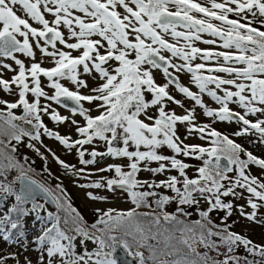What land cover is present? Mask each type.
Returning <instances> with one entry per match:
<instances>
[{
	"label": "snow or ice",
	"instance_id": "1",
	"mask_svg": "<svg viewBox=\"0 0 264 264\" xmlns=\"http://www.w3.org/2000/svg\"><path fill=\"white\" fill-rule=\"evenodd\" d=\"M253 137L264 0H0V264H118L119 248L138 264H241V245L260 257L243 264H264L229 223L264 210ZM53 165L86 204L120 191L131 207H94L89 224Z\"/></svg>",
	"mask_w": 264,
	"mask_h": 264
},
{
	"label": "rangeland",
	"instance_id": "2",
	"mask_svg": "<svg viewBox=\"0 0 264 264\" xmlns=\"http://www.w3.org/2000/svg\"><path fill=\"white\" fill-rule=\"evenodd\" d=\"M205 38H207V37H205ZM199 46L204 47V45H202V44H200ZM21 58L23 59L24 57L21 56ZM207 99L210 100V98H207ZM54 107H55V105H54ZM59 111L61 114L64 113V111L61 109H59ZM17 112H20V111L17 110ZM17 112H16V114H17ZM46 124L51 125V122L50 123L46 122ZM53 126H55L57 129H60L62 132L64 131L63 126L56 125V124H54ZM220 126L224 127V124H221ZM230 128H231V125L229 124L228 127L225 128V130H229ZM238 142H241V141L238 140ZM12 143H15V142L13 141ZM44 143L46 145H48L49 147H51L54 151H56L57 155H59L62 159H69V160H73V162H75L73 157L67 156L65 154V152L60 149V146L54 147V145H52L51 143L46 142V141H44ZM245 146L248 148L249 151H253V153L258 155V156L264 155V143H259L256 140V138H254V137L251 138L245 144ZM24 151L26 153L30 152L32 155H34L36 157V155L31 150H24ZM187 162L196 163L195 161H191V160H189ZM52 172L54 175H60L61 180H63V183L65 184L66 188L68 189V191L71 194V199L73 198L72 199L73 205L81 210V212L84 214L85 219L88 221L89 224H91L95 221L93 214H92V210H91L94 207L107 208V204H109L111 201H114V200H116L115 203L122 208H124L125 205L127 206V204L124 202H123L124 204L119 203V201H121L122 197L110 198L109 193L106 191H103V190H101L99 194L108 196L107 201H101V202L86 204L84 192L81 191L78 187H76L75 183L72 181L71 178H65L63 176V170L62 169L59 172H57L56 166L53 165ZM53 181H55V180H53ZM170 210H174V208H172ZM191 211L193 212L192 218L198 217V215L194 209ZM212 216L219 223V221H220L219 215L217 213H212ZM230 221H232L233 231L238 232L241 235L245 236L246 238L252 240L253 243H255V244H258V245L264 244V210H261L258 213V218L256 221L243 219L239 216L238 213H235L233 218ZM33 224L35 225V227L39 226L38 223L35 221H33ZM88 245H89L90 251L93 247H95V245H93L91 241L88 242ZM196 247H197V251L203 250V248H204L201 245H197ZM242 247H243V245L239 246V248H240L239 250L245 252ZM145 252L147 253V255L149 254L148 250L146 248H145ZM246 253H247V251H246ZM219 259H223V258L219 257Z\"/></svg>",
	"mask_w": 264,
	"mask_h": 264
},
{
	"label": "flooded vegetation",
	"instance_id": "3",
	"mask_svg": "<svg viewBox=\"0 0 264 264\" xmlns=\"http://www.w3.org/2000/svg\"><path fill=\"white\" fill-rule=\"evenodd\" d=\"M59 109H61V110H63L64 111V115H67L68 113L65 111V109L64 108H59ZM21 113L20 112H17V115H20ZM46 122H48V123H50L51 122V125H48V127L49 128H51V129H53V130H60V129H57L55 126H53L54 124H55V122L54 121H51L50 120V118L49 117H45V123ZM61 131V130H60ZM62 132V131H61ZM63 133V132H62ZM44 141H46V142H49V143H51L52 145H54V147H57V146H59L56 142H54L52 139H49V138H44ZM28 156H30L31 157V159H33V160H35L36 161V163H35V165H34V167L36 168V170H37V172H40L41 170H42V167H43V163H42V161L36 156H34V155H32L30 152L29 153H26ZM36 180H38V181H46L48 184H50V185H52L53 187H54V185H55V181H53L50 177H48L47 175H37V176H35L34 177ZM55 182V183H54ZM64 186H65V184H64ZM66 187V186H65ZM68 190V189H67ZM69 192V191H68ZM109 193V197L110 198H116V197H122V199H121V201H119V203L120 204H122L123 202L124 203H126L127 204V206L125 205V207L124 208H122V207H120L119 205H117L115 202H116V200H114V201H111L109 204H107V208L108 207H114V208H118V209H124V210H127V208H129V207H131V204H130V202L128 201V199H127V197H126V194L125 193H123V192H120V191H117V192H115V193H112V192H108ZM69 194H70V192H69ZM71 195V194H70ZM73 199V198H72ZM41 202H43V201H41ZM123 203V204H124ZM49 209L50 210H55V208H51L50 206H49ZM91 210H93V208L91 209ZM138 211H148V209H140V210H138ZM150 243H154V241H151ZM138 263V261L136 262V264Z\"/></svg>",
	"mask_w": 264,
	"mask_h": 264
},
{
	"label": "trees",
	"instance_id": "4",
	"mask_svg": "<svg viewBox=\"0 0 264 264\" xmlns=\"http://www.w3.org/2000/svg\"><path fill=\"white\" fill-rule=\"evenodd\" d=\"M92 214H93V210H92ZM94 217V216H93ZM199 217H196V218H192L193 220H195V219H198ZM94 219H96V217H94ZM229 223L232 225V221H229ZM232 230H233V228H232ZM155 243V242H154ZM202 246V245H201ZM243 249H244V251L245 252H243V251H241V250H239L240 248L238 247L237 249H236V251H235V255H237V256H239V257H241V264H243V258L244 257H247L249 260H253V259H255V260H259L260 259V257L259 256H252L250 253H246V249L244 248V247H242ZM201 249V248H200ZM142 251H144V253H145V256H147V253L145 252V249H141ZM184 252H187L188 250L187 249H182ZM206 251H208V250H206L205 248H203V250H199L198 252H200V253H204V252H206ZM210 256H213V257H215V255H216V253L214 252V251H211V252H209L208 253ZM221 258H223V257H221ZM170 259V258H169Z\"/></svg>",
	"mask_w": 264,
	"mask_h": 264
},
{
	"label": "water",
	"instance_id": "5",
	"mask_svg": "<svg viewBox=\"0 0 264 264\" xmlns=\"http://www.w3.org/2000/svg\"><path fill=\"white\" fill-rule=\"evenodd\" d=\"M49 206L55 208V205L51 201H49ZM149 242H151V240ZM115 255L118 259V264H135L138 261L137 258L128 256L123 248H119Z\"/></svg>",
	"mask_w": 264,
	"mask_h": 264
}]
</instances>
